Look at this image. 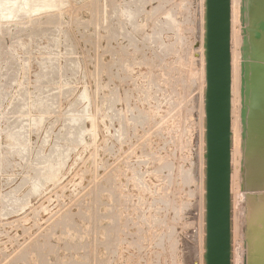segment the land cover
Here are the masks:
<instances>
[{"label": "rangeland", "instance_id": "1", "mask_svg": "<svg viewBox=\"0 0 264 264\" xmlns=\"http://www.w3.org/2000/svg\"><path fill=\"white\" fill-rule=\"evenodd\" d=\"M54 1L0 18V264H203V0ZM240 7L232 264L246 254Z\"/></svg>", "mask_w": 264, "mask_h": 264}, {"label": "water", "instance_id": "2", "mask_svg": "<svg viewBox=\"0 0 264 264\" xmlns=\"http://www.w3.org/2000/svg\"><path fill=\"white\" fill-rule=\"evenodd\" d=\"M240 16L245 264H264V0ZM230 43L231 0H203V264H232Z\"/></svg>", "mask_w": 264, "mask_h": 264}, {"label": "bare ground", "instance_id": "3", "mask_svg": "<svg viewBox=\"0 0 264 264\" xmlns=\"http://www.w3.org/2000/svg\"><path fill=\"white\" fill-rule=\"evenodd\" d=\"M52 2H55L54 0H0V18L2 19L3 17L5 18H7L8 17V21H11L12 20V17H17V14H21V13H24V14H27L28 13V16H29V12L31 11V10H33V9H37V8H39V11H40V7H41V9H42V7L44 6V5H49L50 3H52ZM53 4V3H52ZM50 6L51 5H49V8H50ZM45 8V7H44ZM43 10V9H42ZM37 11H38V9H37ZM36 10L34 11V12H37ZM33 12L31 11V15H33L32 14ZM23 14V15H24ZM22 15V16H23ZM30 15V16H31ZM24 16H26V15H24ZM34 17V16H33ZM18 18H20V17H18ZM11 19V20H10ZM33 22V21H32ZM11 69V68H10ZM9 69V70H10ZM8 70V69H7ZM10 73V72H9ZM5 75V74H4ZM7 76V75H6ZM83 94V93H82ZM81 95V94H80ZM80 97V96H79ZM80 102H82V100H80ZM79 102V103H80ZM75 105V104H74ZM72 106V105H71ZM77 106V105H76ZM79 106V105H78ZM73 108V107H72ZM83 108V107H82ZM76 109V108H75ZM71 110H73V109H71ZM82 110V109H81ZM80 110V111H81ZM76 111V110H75ZM78 112H79V110H78ZM87 113V112H86ZM76 114H78V113H76ZM80 114H81V112H80ZM75 115V114H74ZM85 115V114H84ZM72 116H73V114H72ZM79 116V115H78ZM81 116V115H80ZM84 118V117H83ZM82 118V119H83ZM73 119V118H72ZM73 120H75V119H73ZM78 120H80L79 118H78ZM76 121V120H75ZM71 122V121H70ZM80 122V121H79ZM78 122V123H79ZM72 123V122H71ZM76 123V122H75ZM19 133V132H18ZM79 135V134H78ZM80 138L82 139V136H80ZM79 138V139H80ZM76 139V138H75ZM78 139V140H79ZM81 141V140H80ZM27 144V143H26ZM26 148V147H25ZM64 154H62V156H63ZM64 157V156H63ZM48 158H50V157H48ZM48 160V159H47ZM64 160V159H63ZM50 161V160H49ZM55 161V160H54ZM58 161V160H57ZM66 161V160H65ZM45 162H47V161H45ZM44 162V163H45ZM52 162V161H51ZM64 164H65V162H64ZM56 165V164H55ZM59 165V164H58ZM66 165V164H65ZM57 166V165H56ZM50 168H51V166H50ZM55 168V167H54ZM57 168V167H56ZM53 169V168H52ZM45 170H47V169H45ZM51 170V169H50ZM52 171V170H51ZM46 177H45V180H48V179H50V178H53V173H51V172H48V174L47 175H45ZM44 179V178H43ZM54 180V179H53ZM246 208V207H245ZM14 209V208H13ZM245 211H247V213H246V220H247V217H248V220L250 219V217H251V211H252V208H250V205H249V207H248V209L247 210H245ZM259 213V210H257V213L256 214H258ZM246 224V223H245Z\"/></svg>", "mask_w": 264, "mask_h": 264}]
</instances>
